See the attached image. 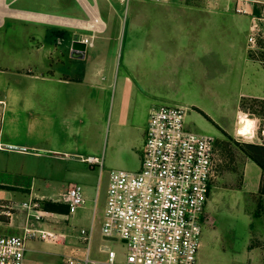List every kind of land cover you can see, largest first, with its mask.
<instances>
[{"label": "crops", "instance_id": "0c3cea01", "mask_svg": "<svg viewBox=\"0 0 264 264\" xmlns=\"http://www.w3.org/2000/svg\"><path fill=\"white\" fill-rule=\"evenodd\" d=\"M204 2L198 6L186 4L182 0L121 3L123 15L117 20L107 13L102 1L0 0V93L3 92L5 96V100L0 98V101L6 106L4 110L0 106L3 128L0 143L8 149L20 146L24 154L34 156L39 154L36 149L41 150L21 145L19 142L22 137L16 134L20 113L15 111L19 96L14 89L31 82L17 79L20 78L19 72L25 71L21 62L24 58L44 68V80L41 78L40 81H44L45 160H53L51 156H55V161L75 159L90 166H99L86 162V159L94 158L102 163L101 174L107 150L109 156L116 160L126 158L135 150L142 154L146 125L152 109L158 105H193V101L187 99L192 90L200 94L203 87L206 84L208 86L203 80L201 56L209 51V33H200L201 27L192 21L193 16L204 15L206 19L213 17L212 23L207 24L211 29L216 26L217 39L227 41L232 38L229 35L231 29L235 34H240V27L228 24L226 17L230 13L237 16L240 23H248V30L252 22L264 20V0ZM131 4L135 6L132 11ZM210 7L213 10L211 13L208 10ZM237 9L242 13H237ZM256 10H259V15L255 14ZM127 19L130 20L129 29ZM125 25V60L122 65H117L116 59L111 57L105 47L108 42L117 41L119 36L122 38ZM85 40L91 46L86 45L84 52L72 50L73 42L84 43ZM95 41L102 47L94 50ZM218 52L216 50L215 55ZM193 65L199 71L196 74ZM246 65L249 79L258 83V86L244 97L264 100V69L251 62ZM194 108L217 129L225 131L206 111ZM140 129L142 135L134 137ZM217 129L214 133L220 136ZM263 148L261 150L264 151ZM5 151L10 150H0ZM140 164L141 156L139 166L134 171L139 170ZM4 167L13 169L15 166L5 163ZM47 167L62 168L53 162ZM8 172L11 179V171ZM242 175L246 187L255 183V187L249 190H258L262 169L251 158L245 163ZM73 185L76 184L53 186L31 180L25 185L0 181V203L6 202L10 206L6 207L8 215L0 214V235H21L23 229L27 228L53 233L56 237L53 242L40 239L27 241L25 264H63V255L76 248L80 249L79 254L82 255L83 246L77 238L75 227L62 225L67 213L61 214L43 207L54 217L48 222L37 223L19 208L20 203L35 199L43 201ZM82 193L85 205L90 199L87 192L82 190ZM96 206L97 201L94 200L90 207L92 239L95 216L98 224L102 223L105 209L104 205L98 212ZM76 213L69 220L74 221ZM99 232L101 235V228ZM100 237L103 242L110 241L102 235ZM92 239L89 259L93 261L92 264H106L110 248L103 243L97 247V251H91ZM204 261V257L198 254L197 264H204ZM124 263V259L122 262L115 259V264Z\"/></svg>", "mask_w": 264, "mask_h": 264}, {"label": "rangeland", "instance_id": "374dc122", "mask_svg": "<svg viewBox=\"0 0 264 264\" xmlns=\"http://www.w3.org/2000/svg\"><path fill=\"white\" fill-rule=\"evenodd\" d=\"M96 1L97 3L104 2L107 13L112 14L117 20L123 15H121V3L117 0ZM182 1L189 5L198 6L204 1L211 4L219 0ZM130 6V11H132L135 6L134 4ZM208 10L210 13L213 11L211 7ZM255 14L259 15V10H256ZM212 18L206 19V16L198 15L193 16L192 19L201 27L200 33H209L207 40L209 51L201 56L203 61L201 64L204 67V71H202L203 80L208 83V86L206 84L200 94H197L194 89L192 90L187 99L188 101L191 99L193 102H190L193 105L182 104L188 108L185 118L188 130L193 133L212 135L217 157L221 161L217 179L220 181L211 190L208 198L209 203L207 201L205 208L207 220L202 225V248L199 249L198 254L204 257V264H259L264 248V151L256 150L255 147H264V100L252 99L244 97V95L252 93L255 86H258V83L249 79V70L246 64L251 62L264 69V20L252 22L248 30V23H240L237 16L230 13L226 17L229 20L228 24L232 27H240V34H235L231 29L229 35L232 38L227 41V39L219 40L215 37L216 26L211 29L209 25L212 23ZM126 25L129 29V19H127ZM126 25L123 29L122 38L119 36L117 41L108 42L105 47L108 48L111 57L116 59L117 65H122L125 60ZM250 29L259 32L254 47L248 43ZM123 35L125 36L123 37ZM94 43L96 45L94 50L102 47L98 41ZM216 50L219 51L217 55H215ZM20 58L17 57V59ZM3 59L8 60L9 57H3ZM21 62L25 71L19 72L20 78L17 79L31 82L29 85L14 89L15 94L19 96V105L15 111L20 113V122L17 125L16 134L22 137L19 142L21 145L25 144L28 147L41 150L34 149L39 153L37 156L30 153L24 154L20 146L9 148L10 151L0 152V181L28 185L33 180L37 183L45 182L53 186L68 184L80 186L83 191L87 192L90 200L77 210L74 221L72 219H67L66 222L63 220L62 225L68 228L75 227L77 232L80 229H89L91 224L90 207L93 206L94 200L97 201L96 209L98 212L105 205L108 173L111 170H136L141 154L135 150L126 158L120 157L116 160L109 156L107 150L105 151L104 167L101 174L99 166H90L75 159L66 160L63 158L55 161V156H51L53 160H45L44 81H40L41 78L44 80V68L35 65L34 61L27 62L24 58ZM196 68L193 65L194 74L199 72ZM260 87L263 86L260 85ZM4 97L3 92L0 93V98L5 100ZM160 106L174 107L172 105H158L154 108ZM194 106L210 114L225 131L217 129ZM238 121L242 124L240 130L244 132L245 137H239L235 133L238 129ZM216 129L221 133L220 136L214 133ZM134 135V137L141 136V129L136 131ZM250 158H256L263 165L261 183L256 191L249 190L255 187V183L253 185L250 183L246 187L243 181V167ZM48 161L58 164L62 168L47 167L51 163ZM5 163L15 167L9 169L4 167ZM9 170L11 171V179L8 176ZM6 207H10L6 202L0 203V212H9ZM94 228L91 251H97V247L105 243L115 253L117 262H122L125 247L118 241L103 242L99 232L101 223L98 224L96 216Z\"/></svg>", "mask_w": 264, "mask_h": 264}, {"label": "built area", "instance_id": "2783aa9c", "mask_svg": "<svg viewBox=\"0 0 264 264\" xmlns=\"http://www.w3.org/2000/svg\"><path fill=\"white\" fill-rule=\"evenodd\" d=\"M131 1L168 0H117ZM237 13H242L237 9ZM259 32L250 29L248 43L256 44ZM85 45H90L87 40ZM82 55V53H81ZM5 109V104L0 101ZM2 110V111H3ZM186 107L160 106L152 109L146 126L141 164L137 171L112 170L108 185L101 235L121 242L125 247L124 264H197L205 208L218 179L221 161L211 135L190 132L186 126ZM2 119L0 120V135ZM0 150H9L0 143ZM86 162L101 161L88 158ZM43 202L67 207L66 220L84 205L82 190L70 186L45 200L19 204L26 216L35 222H48L53 213L44 210ZM8 215V212H0ZM92 226L81 229L77 238L80 249L64 254L63 264H92L89 259ZM53 233L24 228L21 235H0V264H25L27 241L53 242ZM115 253L107 252V263L115 264ZM259 264H264V248Z\"/></svg>", "mask_w": 264, "mask_h": 264}, {"label": "trees", "instance_id": "16d2710c", "mask_svg": "<svg viewBox=\"0 0 264 264\" xmlns=\"http://www.w3.org/2000/svg\"><path fill=\"white\" fill-rule=\"evenodd\" d=\"M262 147H255L256 150H261ZM254 162H256V164H258L261 169H262V164H260L258 162V160L256 158H251ZM45 205V206H44ZM43 206L48 209V210H52L61 214H66L67 213V207L63 206V205H57V204H52V203H48L46 202L45 204H43Z\"/></svg>", "mask_w": 264, "mask_h": 264}, {"label": "water", "instance_id": "95a60500", "mask_svg": "<svg viewBox=\"0 0 264 264\" xmlns=\"http://www.w3.org/2000/svg\"><path fill=\"white\" fill-rule=\"evenodd\" d=\"M86 45L84 43L75 41L72 43V50H78V52H84ZM82 56V55H81Z\"/></svg>", "mask_w": 264, "mask_h": 264}, {"label": "bare ground", "instance_id": "6f19581e", "mask_svg": "<svg viewBox=\"0 0 264 264\" xmlns=\"http://www.w3.org/2000/svg\"><path fill=\"white\" fill-rule=\"evenodd\" d=\"M239 123H241V122L239 121ZM241 126H242V124H239V125H238V129L235 131V133H236V135L239 136V137H245L244 132H242V131L240 130Z\"/></svg>", "mask_w": 264, "mask_h": 264}]
</instances>
